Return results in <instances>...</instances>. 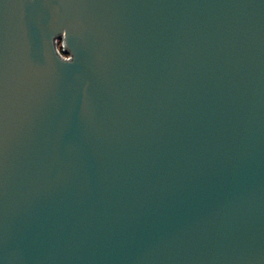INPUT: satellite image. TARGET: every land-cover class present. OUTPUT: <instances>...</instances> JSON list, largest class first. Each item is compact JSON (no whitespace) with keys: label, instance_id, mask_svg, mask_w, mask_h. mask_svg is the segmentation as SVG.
<instances>
[{"label":"water","instance_id":"water-1","mask_svg":"<svg viewBox=\"0 0 264 264\" xmlns=\"http://www.w3.org/2000/svg\"><path fill=\"white\" fill-rule=\"evenodd\" d=\"M0 264H264V0H0Z\"/></svg>","mask_w":264,"mask_h":264},{"label":"built area","instance_id":"built-area-1","mask_svg":"<svg viewBox=\"0 0 264 264\" xmlns=\"http://www.w3.org/2000/svg\"><path fill=\"white\" fill-rule=\"evenodd\" d=\"M60 50H61V52H62V47L60 48ZM62 54H63V52H62ZM66 58H68V56H65Z\"/></svg>","mask_w":264,"mask_h":264},{"label":"rangeland","instance_id":"rangeland-1","mask_svg":"<svg viewBox=\"0 0 264 264\" xmlns=\"http://www.w3.org/2000/svg\"><path fill=\"white\" fill-rule=\"evenodd\" d=\"M60 44L58 45L59 46V48H61V42H59Z\"/></svg>","mask_w":264,"mask_h":264},{"label":"trees","instance_id":"trees-1","mask_svg":"<svg viewBox=\"0 0 264 264\" xmlns=\"http://www.w3.org/2000/svg\"><path fill=\"white\" fill-rule=\"evenodd\" d=\"M60 44V43H59Z\"/></svg>","mask_w":264,"mask_h":264}]
</instances>
